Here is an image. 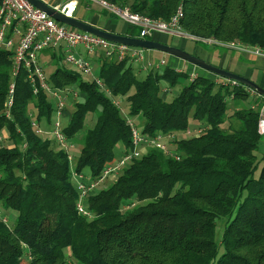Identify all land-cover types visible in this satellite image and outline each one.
<instances>
[{"label":"trees","instance_id":"obj_1","mask_svg":"<svg viewBox=\"0 0 264 264\" xmlns=\"http://www.w3.org/2000/svg\"><path fill=\"white\" fill-rule=\"evenodd\" d=\"M108 1L164 20L182 5L181 24L189 34L264 46V0ZM127 26L125 35H140L139 28ZM44 53L57 63L48 82L58 88L75 84L79 91L64 128L67 137L79 133L89 114L95 118L83 135L77 172L88 167L96 177L115 159L118 143L121 154L131 149L125 107L130 116H142V131L150 136L184 133L191 118L205 130L174 140L180 159L155 148L135 158L88 197L95 215L88 219L75 207L78 191L67 152L31 124L32 117L50 123V96L43 89L34 93L25 68L13 76L12 52L0 49V134L7 136L0 144V208L3 216L17 213L8 216L9 225L0 217V264H264V132L259 130L264 96L253 98L242 84L203 74L189 80L170 65L139 78L129 60L98 57V76L109 95L67 68L65 53L48 48L40 57ZM182 79L189 83L166 100L163 83L172 87ZM117 97H123L121 105ZM248 97L251 105L228 114L230 99Z\"/></svg>","mask_w":264,"mask_h":264},{"label":"built area","instance_id":"obj_2","mask_svg":"<svg viewBox=\"0 0 264 264\" xmlns=\"http://www.w3.org/2000/svg\"><path fill=\"white\" fill-rule=\"evenodd\" d=\"M44 1L67 17H76L81 3V0H61L53 3ZM83 1L104 9L121 18L127 24L139 28L140 35L137 36L139 38H148V36L156 32H161L180 38L203 40L250 56L264 57V46L261 45H252L240 40L224 42L214 37L204 38L189 34L183 29L181 24V20L184 17L182 5L177 8L170 19L164 20L134 12L130 6H120L108 0ZM57 47H63L66 61L83 74L92 73L93 60L98 57H106L116 62L127 59L131 63H143L145 56L144 48L117 43L102 36L75 28L55 19L28 0H0V49L12 52V75L16 76L21 69L25 68L27 70V79L34 86V93H38L39 89L45 90L54 104L50 123L43 122V124H39L38 119L32 117L31 124L38 135L51 137L56 144L67 152L70 159L72 157L70 151L64 147V144L70 139L64 131L66 126L64 123L68 121L64 112L67 111V98L72 96L74 101L78 100L79 91L72 87H53L47 80L40 57L45 49H56ZM81 51H84L86 55H82ZM145 66L151 67V69H158L160 68V63L148 62L147 65H142L143 68ZM195 77H197L196 73L190 74V80ZM93 80L106 93L111 94L98 75ZM229 83L231 85L240 84L234 80H229ZM245 87L251 96L256 95L257 92L255 90ZM14 89L15 82L12 81L9 86L4 111L7 117L11 116ZM166 90L165 88L164 91ZM114 101L117 105H121L122 101L119 97L114 98ZM260 114L259 130L263 133L264 106L261 108ZM126 119L131 127V149L122 153L118 159L107 163L96 177L83 172H74L77 177L75 186L78 191L75 207L80 215L88 219H92L95 215L88 208L87 199L92 193L96 192L95 190L99 184L104 182L109 176L117 177L129 163L150 148L161 150L176 159H180L181 153L173 147L174 140L179 139V137L198 136L205 130L203 126H195L188 128L184 133L158 132L150 136L135 125L130 115L126 116ZM6 139L7 136L5 134H0V144H5L7 142ZM143 150L146 151L143 152ZM0 217L9 225L10 218L2 215L1 208Z\"/></svg>","mask_w":264,"mask_h":264},{"label":"rangeland","instance_id":"obj_3","mask_svg":"<svg viewBox=\"0 0 264 264\" xmlns=\"http://www.w3.org/2000/svg\"><path fill=\"white\" fill-rule=\"evenodd\" d=\"M47 2H57V1H61V0H46ZM94 9H93V8ZM86 8H88L87 10H85ZM96 9V6L94 5H91V8L90 6L88 5H85L84 3H80V7L78 8V11L76 13V18H79V19H82V20H86L88 21V19H90V15L89 13H91L92 11L93 12H98V10H95ZM102 18L104 19H108V18H113V17H110V16H102ZM95 20V19H93ZM109 22V21H108ZM105 21L103 19H100V22H99V26L101 27H104ZM118 30L121 31L123 26H124V22L121 21V18H119L118 20ZM169 41L168 42L169 44L173 43L176 45L180 44V43H183L182 41L186 42L185 44V50L188 51V52H195V53H199L201 55V57L204 59H208L209 62L215 64V65H219V62L217 61L218 60V57L220 56V54H223V53H226L228 56H232L233 57V64L232 66L230 67L231 69L233 70H238V65L237 67H235V64L237 62L240 63L239 66H242L243 70H245L246 68L250 67V66H255L256 64H254V60H251V59H247L245 58L244 59V55L242 56L243 58L241 59V55L238 51L236 50H232V49H228L226 47H223V46H220V45H215V44H211V43H208V42H205L203 40H195V39H192V38H180V37H177V36H172V35H169ZM204 38H209V37H204ZM56 51L58 54H64L65 51L63 50V47H57L56 48ZM145 54V58H144V61L143 63H139V62H136L133 64V67L135 68V71H136V74L139 78H144L149 70L151 69V67H148V66H145V68L142 67V65H147V61L149 59H152V57L149 55V53H154L157 55L156 58L159 59L160 55H163L164 53H162L161 51L159 52L158 50H154V49H144L143 51ZM82 55H86L84 51H81ZM166 57H171L168 53L165 54ZM210 57V58H209ZM154 59V58H153ZM56 59H54L52 57V55L50 53H44L43 56H41V63L43 65V69H44V72L46 74V76H50L57 68V63L55 62ZM177 60V59H175ZM157 61V60H156ZM160 61V60H159ZM62 62L66 65V67H69L71 66L73 69L74 67L68 63L66 61V59L62 60ZM155 62V61H153ZM177 62L179 64H182L184 66L188 65V66H194L193 64L191 63H188L186 61H183L182 59H179L177 60ZM257 66H260L263 64V60L259 59L258 62H257ZM197 67V66H196ZM139 68H141L139 70ZM197 69L200 71V72H203L205 71L204 69L200 68V67H197ZM77 70V69H76ZM139 70V71H138ZM79 72V71H77ZM98 72H99V61L97 59H94L93 60V64H92V73L91 74H83V73H80V76L81 78L85 79V80H89V81H92L97 75H98ZM256 71H255V74L256 75ZM189 83V80L188 79H184L182 80L180 83L174 85V86H169L168 84L166 83H163V89L164 87H168L170 90L169 92L167 93V96H166V100L170 101L172 100L174 97H176L178 95V93L181 91V89L183 88V86H185L186 84ZM72 88L77 89V87L75 86V84L71 85ZM80 99V97H79ZM119 99L121 101H123V97H119ZM67 107H66V110L71 112L72 111V103L74 102L72 96H70L69 98H67ZM243 103L247 106V105H251V103H253V100L251 97H248L245 101H243ZM122 104V103H121ZM235 104L234 103H231L230 105V108L228 110V114H231L235 109ZM122 114L126 117V116H129L128 114V108L125 107L123 108V111H122ZM130 118L132 119V121L135 123V125L139 128V129H142L143 127V118L141 115H135V116H130ZM235 120L232 119L230 123H232L233 125L235 124L234 122ZM95 122V118L93 119V116L91 114L88 115V117L86 118V121H85V124L83 126V128L79 131V133L69 139L65 144H64V147L68 148V150L70 151V154H71V158H70V170H71V177H72V182L74 183V185H76V179L77 177L74 175V172H75V167H76V163H77V159H78V156L80 154V150L81 148L83 147V135L84 133L86 132V130ZM68 121H66L64 124H67ZM201 122L197 121V120H194L191 118L190 120V127H195V126H198L200 125ZM228 125V124H227ZM44 140L45 139H49V140H52L53 142V139H51V137L49 136H43V135H40ZM181 136V135H179ZM179 138H182V137H179ZM168 141V140H167ZM123 151V145L118 143L116 145V147L114 148V154H115V159H118L120 156H121V152ZM146 151V150H143V152ZM260 168L258 169L257 173L259 172ZM84 173L86 174H90V170L88 167H86L84 169ZM117 177L116 176H109L104 182H102L101 184H99V186L97 187V189L95 191H98L99 189H101L102 187L104 186H108L109 184H111ZM2 211V209H1ZM6 214H8L9 217H11L13 219V217L17 214L16 212H6ZM10 218V219H11ZM11 219V220H12ZM222 230V227H221V224L218 225V233H220Z\"/></svg>","mask_w":264,"mask_h":264},{"label":"water","instance_id":"obj_4","mask_svg":"<svg viewBox=\"0 0 264 264\" xmlns=\"http://www.w3.org/2000/svg\"><path fill=\"white\" fill-rule=\"evenodd\" d=\"M28 1L31 2L33 5H35L36 7L40 8L41 10L46 11L49 15H51L55 19L67 23L75 28L88 31L90 33L102 36L108 40L117 43L126 44L129 46L141 47L144 49H154L171 55H175L202 69L208 70L219 77H223L228 80H234L244 86H247L255 90L258 94L264 96V87H262L252 79L244 75H240L231 70H227L225 68L217 66L196 54L186 51L181 47L168 44L165 42L157 41L154 39L139 38L136 36H129L121 33L111 32L102 29L98 26H95L93 24H90L82 19L76 17H67L64 14L60 13L59 11L55 10L51 5L46 3L44 0H28Z\"/></svg>","mask_w":264,"mask_h":264},{"label":"crops","instance_id":"obj_5","mask_svg":"<svg viewBox=\"0 0 264 264\" xmlns=\"http://www.w3.org/2000/svg\"><path fill=\"white\" fill-rule=\"evenodd\" d=\"M50 3H52V2H50ZM88 8H86L85 10H87ZM97 9V8H96ZM98 10V9H97ZM89 14H91L90 15V19H88V21H86V20H84V21H86V22H88V23H90V24H93V25H95V26H98V27H100V28H102V29H105V30H108V31H111V32H116V33H121V34H124L125 32H126V29L128 28V26H127V23L124 21V20H122L121 19V21H123L124 23V26H123V28H122V30L121 31H119L118 30V24L119 23H117L118 22V20H119V18H106V19H104V18H102V14H100V12L98 13V12H91V13H89ZM93 19H95V20H93ZM100 19H103L104 21H105V23H104V27H101V26H99L98 24H99V22H100ZM109 21V22H108ZM169 35L168 34H165V33H161V32H156L155 34H154V36L152 37V39H154V40H157V41H161V42H165V43H168V42H170L168 39H169V37H168ZM183 43H180V44H178V45H176V46H178V47H181V48H183V49H185V43L186 42H184V41H182ZM169 44V43H168ZM172 45H175V44H173V43H171ZM64 50V49H63ZM157 51V50H156ZM160 52V51H159ZM162 53H164L163 55H160V57H159V59L158 58H156L157 57V55L156 54H154V53H149V55L152 57V59H149L148 61H147V63L148 62H151V63H154L153 61H155V62H159L160 63V68H158V69H154V70H160V69H162L164 66H166V65H170V66H172L173 68H175V70L177 71V72H186L187 74H188V76H189V80H190V74L191 73H196L197 75H200V74H203V75H207V76H210V77H212V78H215L216 80H218V81H220V82H222V83H229V80L228 79H225V78H223V77H219V76H217L216 74H214V73H212V72H210V71H208V70H205V71H203V72H200L198 69H197V67H196V65H194V66H188V65H186V66H184V65H182V64H179L178 62H177V60H178V58L179 57H177V56H175V55H171V54H169L171 57L169 58V57H166L165 56V54H167V53H165V52H162ZM240 53V57H241V59L244 57V59L245 58H247V59H251V60H254L253 62H254V64H256L255 66H250V67H248V68H246L245 70H243V68H242V66H239L240 65V63L239 62H237L236 64H235V67H237V65H238V70H233V69H231L230 67L232 66V64H233V57L232 56H228L226 53H223V54H220V56L218 57V62H219V65L218 66H220V67H222V68H225V69H227V70H231V71H233V72H236V73H238V74H240V75H244V76H246V77H248V78H250V79H252L253 81H255L256 83H258L259 85H261L262 87H264V57H260V56H250V55H248V54H245V53H242V52H239ZM145 54V53H144ZM199 56H201L199 53H197ZM244 55V56H243ZM243 56V57H242ZM104 58H106V57H104ZM154 58V59H153ZM204 58V57H203ZM210 58V57H209ZM98 61H99V59L98 58H96ZM175 59H177V60H175ZM179 59H181V58H179ZM259 59H261V60H263V64L262 65H260V66H257L258 64H257V62H258V60ZM157 60V61H156ZM160 60V61H159ZM183 60V59H182ZM208 60V59H207ZM246 60V59H245ZM183 61H185V60H183ZM187 62V61H186ZM100 63V62H99ZM131 63V62H130ZM188 63H190V62H188ZM132 64H134V63H132ZM192 64V63H191ZM67 68H69V69H71L72 71H75V72H77V70L74 68H72L71 66H69V67H67ZM135 69V68H134ZM141 68H139V70H140ZM138 70V71H139ZM150 70H152V69H150ZM149 70V71H150ZM255 71L257 72L256 73V75H254L255 74ZM182 80H184V79H182ZM230 84V83H229ZM167 89L166 91H164V89ZM164 89H163V92H164V97L166 98V96H167V93L169 92V88L168 87H164ZM253 98L254 97H256L255 95L254 96H252ZM231 103H234L235 104V107H234V109L235 110H238V109H243V108H245V107H247L244 103H243V101H241L240 99H230V101H229V104L231 105ZM229 105V106H230ZM230 108V107H229ZM65 113V115H66V120H68L69 119V111H65L64 112ZM69 161H70V159H69ZM75 171H76V169H75ZM104 187H106V186H104ZM104 187H102V188H104Z\"/></svg>","mask_w":264,"mask_h":264}]
</instances>
